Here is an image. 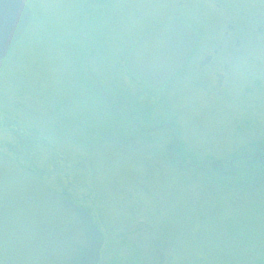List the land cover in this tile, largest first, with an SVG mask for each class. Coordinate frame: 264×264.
I'll return each mask as SVG.
<instances>
[{
    "label": "rangeland",
    "instance_id": "rangeland-1",
    "mask_svg": "<svg viewBox=\"0 0 264 264\" xmlns=\"http://www.w3.org/2000/svg\"><path fill=\"white\" fill-rule=\"evenodd\" d=\"M23 1L35 16L0 62V152L89 211L103 236L98 264H264V162L254 154L264 150V0H107L92 8L86 36L99 46L90 68L137 109L150 103L154 124L163 116L176 123L179 167L169 158L168 130L143 134L128 118L121 126L88 95L90 46L79 34L88 14L80 0ZM174 19L200 33L197 61L208 62L152 103L128 81L125 61L141 35ZM218 65H227L221 86ZM245 84L248 101L240 100ZM59 105L74 112L70 125L53 119ZM30 126L52 133L54 152L41 142L30 161L13 154L14 135ZM75 138L83 154L67 143ZM69 150L75 158L60 163L58 153ZM203 159L217 161L222 173Z\"/></svg>",
    "mask_w": 264,
    "mask_h": 264
},
{
    "label": "water",
    "instance_id": "water-1",
    "mask_svg": "<svg viewBox=\"0 0 264 264\" xmlns=\"http://www.w3.org/2000/svg\"><path fill=\"white\" fill-rule=\"evenodd\" d=\"M30 17L20 0H0V60ZM197 40L180 20L162 23L133 46L127 68L159 87L185 66ZM101 242L86 210L0 153V264H97Z\"/></svg>",
    "mask_w": 264,
    "mask_h": 264
},
{
    "label": "flooded vegetation",
    "instance_id": "flooded-vegetation-1",
    "mask_svg": "<svg viewBox=\"0 0 264 264\" xmlns=\"http://www.w3.org/2000/svg\"><path fill=\"white\" fill-rule=\"evenodd\" d=\"M107 0H80V9L79 11L84 12L85 15L88 14V17L86 19V21H84V25H83V31L80 34V38H82L83 43L86 45L89 44L88 49V57L85 59L84 62V66H85V76L88 80V85H90V90H88V95L91 96L92 94H94V96L96 97V99L101 103L99 106L101 108H103L104 111H109L113 113L114 111V115H116V117L118 118L120 125L122 126V124L124 125V122H127V118L129 119V124L131 125V127H134L138 132L141 133H154L156 131H160V130H168L171 136V141L168 142V144L166 145L167 150L169 151V158H171L172 161H181L182 162V157H180V150H181V140L179 138V136H177L175 134V130L176 128V123L175 122H166L165 120L167 119L166 116H163V118H160V120L158 123L154 124V122L156 121V117L154 116L151 112L153 106L149 103L146 109V106L144 104V106H139L137 109V106H135V103H133L132 101H130L129 97L126 95V93L124 95L120 94H116L117 92L119 93V91L114 87V86H108L107 84L103 83V79L101 76H99V72L96 69L90 68V61L92 59H95L97 54V47L99 46L97 43L98 42H94L93 38L90 36H86V34H88V29L90 28V24H91V16L93 12H91L92 8H94L95 6H97V3L101 2L102 4H105ZM30 11H31V21L33 20V17L35 16L34 12L32 11L31 7L29 6ZM198 34V42L195 45L194 48V52L191 54V56L189 57V59L187 60L188 62L185 64V66L178 71V73L175 75V77H173L172 79L168 80L167 82H165L164 85H162L159 88H153L151 86H149L148 84L141 82L139 80V78H135L133 77V75H129V82L130 83H137V85H139V89L141 90V96H145L146 99H148L149 101H151L152 103H156L158 101H160V98H162V95L164 92V89L166 88V90L170 89L167 85H169L172 81L175 80V78H177L178 76H186V79H194L197 77L198 75V70L204 68L203 66L207 64L208 62V58L205 61H197V46L200 43V33L197 32ZM228 44H231L230 42H227L226 44H219V48L221 51L224 50V48L227 50V47L229 46ZM60 46H72L71 44H67V45H56V46H52L53 49H56ZM224 48H223V47ZM238 46H240V42H238L235 47L237 48ZM218 48V46H217ZM88 49H86V52L88 51ZM219 52V49L215 50V54ZM226 53V51H225ZM217 55V54H216ZM197 66V68H196ZM212 68H214L215 73H216V77L219 81V86H221V84H224V80H225V75H224V71H227V65L225 66H212ZM223 69V70H222ZM192 71L191 73L188 71ZM214 73V74H215ZM71 77V76H70ZM223 82V83H222ZM74 83L75 80L73 77H71V80L69 82V87H71V89L69 88L68 90H72L75 91V87H74ZM168 87V88H167ZM90 91V92H89ZM93 92V93H92ZM241 95H240V100L243 99V97L248 101L249 97H251L252 95V91L249 88V85L245 84L244 87L242 88L241 91ZM71 98V93L70 96ZM92 97V96H91ZM76 98V96L74 97ZM77 99V98H76ZM94 99V98H93ZM58 108H56L57 111H54V120H61L64 123H67L70 125V123L73 121V116H74V112H68L66 111L61 105L58 106ZM137 109V111H136ZM53 114V112H52ZM93 115V113H92ZM103 115V114H102ZM104 116V115H103ZM102 116V117H103ZM102 117H100L102 119ZM170 119V118H169ZM85 120V119H84ZM89 121V120H88ZM48 134H46L44 132L43 133H38V131H36V129L32 128L31 126L28 128L27 132H23L21 133V135H18V133L16 135H14L15 137H17V146H13L10 148L11 151H13V154H15L16 156L18 155H23V154H27V158L30 160H32V156L29 157V151L32 149V146L35 145V148L39 146V143H43L44 147H47V149L49 150L50 144H52L51 140H54V142L56 141L55 138H53V136L51 135L52 133L49 131L47 132ZM64 141V140H63ZM51 142V143H50ZM41 143V144H42ZM56 143V142H55ZM66 144V142H64ZM68 144L71 145H75L74 149L76 151H78L77 149H79L80 146V142L76 141L73 139V142H69L67 141ZM20 147L28 149L29 150L25 153L24 151H22V149H20ZM52 151L54 152V143L52 144ZM56 149V147H55ZM81 151V149H79ZM68 153V154H67ZM255 158H257L258 160L264 162V150L263 149H259L258 151H255ZM81 154H83V151H81ZM58 155H60L61 157V161L66 162V160H72L75 157L71 156V150H69L68 152H59ZM78 157V153L75 155ZM245 156H249V157H245L246 159H250V155H245ZM24 157V155H23ZM244 158V157H243ZM237 158H234L231 162L233 163V161L237 160ZM256 161V159H255ZM209 160L207 159H203L200 163V165H204V164H208ZM188 164L194 165L195 162L194 161H190L187 162ZM262 164V163H261ZM67 166V165H66ZM230 166V165H229ZM31 169H29L30 171ZM32 171V170H31ZM34 173V172H32ZM35 175H38L39 177H43L42 173H34Z\"/></svg>",
    "mask_w": 264,
    "mask_h": 264
},
{
    "label": "trees",
    "instance_id": "trees-1",
    "mask_svg": "<svg viewBox=\"0 0 264 264\" xmlns=\"http://www.w3.org/2000/svg\"><path fill=\"white\" fill-rule=\"evenodd\" d=\"M39 133V132H38ZM260 164V163H259ZM261 166H264V164H262Z\"/></svg>",
    "mask_w": 264,
    "mask_h": 264
}]
</instances>
